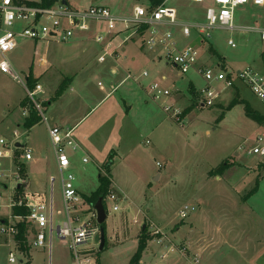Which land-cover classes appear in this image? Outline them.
Masks as SVG:
<instances>
[{"label": "rangeland", "instance_id": "rangeland-1", "mask_svg": "<svg viewBox=\"0 0 264 264\" xmlns=\"http://www.w3.org/2000/svg\"><path fill=\"white\" fill-rule=\"evenodd\" d=\"M68 3L73 10L84 11L91 6H100L118 14L131 13L136 6H150V0H68ZM171 6L178 10L181 22H206L205 5L174 2ZM247 8L248 11H236V26H263L264 5ZM85 37L93 43L92 37L87 35H83L81 40ZM199 39L196 33L190 38L179 37L186 47L195 46ZM142 40L136 38L130 41V45L142 50L147 59L132 74L139 79L140 86L131 81L114 92L89 114L82 127L91 130L96 120L101 119L103 126L100 134L104 132L107 141H115V144L103 145H113L115 149L109 154L113 161V185L119 192L113 190L119 195L120 200L116 202L119 210L114 211L113 204L107 203L106 243L104 249L100 250L99 240L97 262L94 264H130L144 228L150 241L142 264H195V260L201 264L200 254L204 256L202 264H264V170L260 168L264 159L248 155L251 144L248 147L245 143L264 132V126L247 116L246 107L264 115V103L250 88L239 82L244 103H241L243 100L237 95L235 86L224 90L214 107H201V93L207 85L203 77L194 71L179 76L176 69L167 66L164 61L155 71L150 62L152 55L143 49ZM229 41H233L236 47H231ZM57 42L55 39L24 40L8 55L21 79L25 81L31 74L36 85L40 84L46 90L43 97L49 101H55L63 83H69V79L67 81L65 78L60 85L55 86V65L73 53L77 55L81 50L78 46ZM207 47L225 61L227 71L238 72L248 67L259 71V67L264 64V42L256 32L211 31V37L201 45L200 51L204 63L213 67L217 74L220 69L215 66L221 64L220 60L212 50L204 52ZM62 56L65 59H61ZM43 58L47 61V69L42 70L43 74L36 78L31 72L36 68L35 65L42 66ZM145 67L150 74L148 78L142 76ZM162 75L168 78L163 86L173 92L167 104L175 105L177 101L181 108L179 123L174 120L173 113L166 114L159 104L147 96L146 89ZM110 80H102L104 88H98L96 81L89 84L88 92L94 97L87 102L86 112L96 107L93 101L95 97L96 101H100L105 92H110ZM192 89L197 97L192 96ZM219 89H223V85ZM134 93L138 99L129 97ZM26 98L22 84L0 72V140L12 139L15 132L20 135V145L30 149L34 155L33 161L20 160L27 166L30 178H35V186L30 184L27 190L30 193L45 191L49 194L50 185L43 184V179L59 176L56 157L45 122L41 121L33 130L31 138H28L29 131L22 122V103ZM234 101H237V105L228 110ZM29 106L27 104L26 107ZM49 107L46 103L43 106L47 119L50 116ZM17 152L23 155V149ZM69 155L72 157L71 171L77 179L76 186L83 195H92L99 187L102 170H99L98 165L102 166L104 158H83L86 156L71 150ZM84 159L89 162L83 163ZM2 162L6 170L4 172L0 168V197L3 205L0 218H5L12 214L7 206L11 197H23L25 192H16L20 184L14 175L17 173L16 168L10 171L7 168L10 167L9 161ZM223 164H226V169L223 170V182L220 183L215 177ZM22 177L25 179L26 175ZM256 186V193L250 195ZM60 193L58 181V209L62 208ZM182 211L187 213L186 218L181 217ZM12 220L18 222L15 218ZM63 220L64 217L57 218L58 222ZM32 230L29 236L35 235L36 231L34 228ZM90 244L93 245L94 241ZM11 250L18 261L15 264H70L72 261L68 247L56 234L52 249L29 247L27 254H22L17 242L9 246L8 239L0 236V264H11Z\"/></svg>", "mask_w": 264, "mask_h": 264}, {"label": "built area", "instance_id": "built-area-1", "mask_svg": "<svg viewBox=\"0 0 264 264\" xmlns=\"http://www.w3.org/2000/svg\"><path fill=\"white\" fill-rule=\"evenodd\" d=\"M29 2L32 1L0 0V72L22 84L27 98L40 114L41 121L48 125L59 176L51 177L49 196L41 193H27L19 200L11 197L7 206L11 212L15 206H24L29 210L30 214L27 217L30 228L28 231L29 247L52 249L54 234H56L71 253L70 264H94L97 262L95 259L98 254L100 225L95 207L91 206L79 193L76 186L77 179L71 171L72 157L69 155V150L72 152L79 150V145L73 138V130L49 126L43 111L44 88L38 84L34 89H30L27 77L25 81L21 79L8 55L18 48L19 42L24 40L51 41L55 39L56 42L70 44L79 37L87 35L92 37V41L100 50L98 62L104 64L108 61H117L120 48L130 41L140 38L143 39V47L146 51L167 65L173 66L179 76L194 71L203 77L207 85L201 93V107H214L224 90L234 88L239 82L250 88L252 93L264 103V72L256 71L251 67L238 72L227 71L219 65L217 68L220 71L215 74L213 67L202 62L200 48L181 47L173 32V28L180 27L184 37L190 38L193 33H196L206 41L211 37V31L214 29L242 30L243 32L258 33L264 42V26L239 27L235 24L237 10L247 6L262 7L264 0H163L158 7L136 6L128 14H118L107 7L100 6H91L84 11L73 10L69 5L63 3L53 8L43 9L29 6ZM174 2L205 5L206 22L180 23L178 10L171 6ZM228 44L233 48L236 47L233 41H229ZM142 76L148 78L150 74L144 70ZM131 81L140 86L139 79L131 73H127L119 85L111 86V93L116 92L124 83ZM164 81H166V77L149 85L146 89L147 96L159 104L166 114L173 113L174 120L179 123L182 111L174 104H167V100L172 98L173 92L163 86ZM220 85H223L221 90L219 89ZM99 86L102 87L103 83H99ZM19 139L20 135L15 132L12 139L0 140V168L5 172V165L2 161H9L10 167L7 168L10 171H13L14 167L16 168L17 173L14 175L19 180V185L24 186L27 181L20 173L19 164H23L20 160L30 162L33 161L34 156L30 149L18 147ZM245 143L248 147L251 144L248 155L264 159V133L258 134L254 140H247ZM22 149L23 155L21 154L17 159L16 153ZM88 162V159H84V163ZM2 176L4 175L2 174ZM56 181H59L61 186V209H57L55 201ZM1 200L0 197V209L3 207ZM119 200V195L111 190L106 198V205L112 203L113 210L118 211L119 206L116 202ZM58 217H64L63 222H58ZM181 217L186 218L187 213L182 211ZM13 218L11 214L7 218V223L0 224V236L8 239L9 246L16 242V237L19 234L17 224L22 220L16 217L15 219L18 220L16 223L13 222ZM33 228L36 231L35 235L29 236L32 234ZM47 240L48 244H46ZM91 241H94L93 245L90 244ZM9 262L11 264L18 262L12 250L9 253ZM198 263L199 261L195 260V264Z\"/></svg>", "mask_w": 264, "mask_h": 264}, {"label": "crops", "instance_id": "crops-1", "mask_svg": "<svg viewBox=\"0 0 264 264\" xmlns=\"http://www.w3.org/2000/svg\"><path fill=\"white\" fill-rule=\"evenodd\" d=\"M38 2H40V1H38ZM250 7H252V6H250ZM248 9L249 8L245 7L243 9L241 8L240 10L248 11ZM178 17H179V12H178ZM235 18H236V16H235ZM179 22L184 23V22H181L180 20H179ZM259 26H261V25H259ZM173 32L175 34V38L177 39L179 45L181 47H186L179 40L180 35L183 36L182 29L180 27H176V28H173ZM81 38L82 37H79L78 39H76L72 43L68 44V45H75L76 47L78 46L81 49L80 51H78V54L75 55V53H73V55L68 56L67 59H65L62 56L61 59H65V60H61L58 62L59 63L58 65H55V86L60 85L61 82L65 78L67 80L69 79V85H68L66 91L59 97L55 96V101L44 100V97H43V100L45 103H48L47 105L50 106L48 109V110H50V116L48 118L49 126L50 127H57V128H61V129L73 130V138H74L76 144L79 145L78 152L83 154L84 156H86L83 158H87L88 156L89 157L90 156H95V157L101 156L104 158L102 163H101L103 165L106 162V160L108 159V157L110 155L109 153L112 152L113 150H115V149H113V145H110V146L109 145L104 146V145L115 144L114 143L115 141H107L104 138L105 137L104 132H102V135L100 134L101 133L100 130L103 126V120L101 121V119L96 120L94 128L91 130L82 129V127L85 123V120L89 116V114L93 110H95L98 106L103 104V102L107 101L108 98H110L112 96L113 93H111V86L113 84L115 86L119 85V83H121L124 80L127 73L133 74V72L138 70L139 64L142 63L143 61L147 60V59L143 56V54L141 52L142 50L139 51V49H137V47L131 46L130 45L131 43L129 42V43H126L125 45H123L120 48V50L118 51L119 57H118L117 61H115V62L108 61L104 64H101L98 62V56H99V52H100L99 48L94 44V42L92 43L91 41H88L89 39H87L86 37H85L86 39H82V40H81ZM184 38H186V37H184ZM85 41H87L89 43L84 44ZM205 43H206V41L199 39V43L194 44L195 45L194 47L200 48L201 45H204ZM81 45L85 46V47L83 48V47H81ZM61 48L63 49L62 46H61ZM61 48H59V49H61ZM209 50H210V48L207 47L204 52H208ZM201 56H202V62L204 63L202 52H201ZM150 62H152V64L154 65L153 66L154 70L157 71V70H159L160 62H163V61L157 59L156 57H154L152 55ZM41 63H42V66L39 64L35 65L36 68H34L31 72V73H33V75L36 78H39L43 74L42 70L45 71L47 69L46 68L47 67L46 59L43 58ZM167 66H169V65H167ZM217 66H219V65H216L215 67H217ZM146 68L147 67H145V70H147ZM259 71L264 72V64L261 67H259ZM155 75H156V72L153 74V76H155ZM163 77H166V81L163 82V83H166L168 81V78L165 75H162L160 79H157V81L161 80ZM27 78H28V76H27ZM105 78H107L108 81L110 79H112V80H110V82H108V88L110 89V92H105V93L103 92L105 94V96H103V99H101L100 101H96L97 97H95L94 99H96V100H93V101L96 102V107H94L92 110H89L88 112H86L87 102L91 101V99L94 97L91 93L88 92L89 84L96 81L98 88H104L105 83L102 80ZM99 83H103V86L100 87ZM128 83H130V82L124 83L121 87H119V89L117 91L122 89ZM236 86H237L236 87V91H237L236 93H237V95L240 96L241 100H243V101H241V103L242 102L244 103L245 100L242 98L241 90H240L242 88V86H239V84ZM45 92H46V90H45ZM126 95H128V94L126 93ZM182 96H184V95H182ZM129 97L130 98L134 97V99H138L135 93ZM176 100H177V98H176ZM45 103L43 105H45ZM174 106L181 110L180 106L177 104V101L175 102ZM130 108H132V106ZM30 109H31L30 106H29V108L28 107L23 108L24 119L22 122L25 123L26 119L29 117ZM147 109H149V108H147ZM36 126L30 130L27 129L29 131L28 138H31L32 132L36 128ZM47 128H48V125H47ZM29 141H30L29 143L33 144V141H31V140H29ZM29 143H27V144H29ZM52 149H53V147H52ZM55 157H56V155H55ZM33 160H34V158H33ZM83 163H84V160H83ZM56 166H57V160H56ZM98 168H99V170L100 169L102 170V166L98 165ZM57 170H58V166H57ZM25 175H26L25 179L27 181V184L23 186V191L25 192V194H27V193H30L27 190V188H28V186H30V184L34 185L35 178L34 177H33V179L30 178L29 173L27 172V166L26 165H25ZM221 176L220 175L216 176L215 180L222 183L223 179ZM51 177H53V176H49V178L43 179L44 180L43 184H49L50 190H51V184H50ZM54 177L57 178V176H54ZM160 177L161 176H159V178ZM242 179H244V178H242ZM111 180H112L111 190H116L118 192V188L114 187V185H113L112 175H111ZM57 183H58V181H56V185H55V201L57 198V195H56ZM77 189L83 197H89V196L83 195L80 192V189L78 188V186H77ZM233 189L236 190V188H233ZM35 193L45 194L46 196H49V194H50V192H49V194H47L45 191H41V192L36 191L32 194H35ZM60 196H61V193H60ZM243 201H245V200L243 199ZM56 206H57V201H56ZM235 206L237 209H239V206L237 203L235 204ZM246 209H248V208H246ZM7 218H8V216L5 217L4 219H7ZM145 257L146 256H144V259H145ZM200 257H201V264H202L203 263V257H204L203 254H200ZM141 264H142V262H141Z\"/></svg>", "mask_w": 264, "mask_h": 264}, {"label": "trees", "instance_id": "trees-1", "mask_svg": "<svg viewBox=\"0 0 264 264\" xmlns=\"http://www.w3.org/2000/svg\"><path fill=\"white\" fill-rule=\"evenodd\" d=\"M64 2L68 3V0H40V2H29L28 5L32 7H37V8H43V9H49L53 8L59 4H62ZM163 0H150V6L152 8L158 7L161 5ZM210 50H212L210 48ZM212 52L217 56L216 52L212 50ZM217 58L220 60V65L223 69L226 68V63L225 61L218 57ZM68 81V80H67ZM66 83V82H65ZM63 83V85L60 87L58 91L57 97L61 96L67 89L69 83L66 85ZM27 84L30 89H34L36 86V81L33 80L31 74L27 78ZM191 94L193 97H197V94L195 90H191ZM27 104H30V115L26 119L24 123V127L28 130L32 129L36 125H38L41 122V116L40 114L35 110L33 104L31 101L26 98V100L22 103L23 108L27 106ZM48 104V103H46ZM235 105H237V101H234L228 108V110H231ZM246 114L249 118L257 122L259 125L264 126V115L259 114L258 112L254 111L251 109L249 106L246 107ZM223 117V116H222ZM221 117V118H222ZM18 153V152H17ZM16 153V154H17ZM20 156V154L18 153ZM17 161V160H16ZM21 170L20 173L21 175L25 176V165L24 164H19ZM113 166V161H112V156L110 155L108 157V161L102 165V172L99 175V187L98 189L89 197H84L86 201L93 207L96 206L97 202L102 198L105 206V210L107 211V205H106V198L109 195L111 191V185H112V180H111V167ZM226 164H223L219 172L217 173L218 175L223 174V170L226 168ZM260 168L264 170V164H260ZM258 187L256 186L251 192L249 193L250 195H254L257 191ZM23 191V186H21L20 189L17 188V193H22ZM248 198V197H247ZM20 197H16V200H19ZM30 212L29 210L24 207V206H15L12 209V216L14 218L19 217L22 220L17 224V227L19 229V234L16 237V242L18 244L19 250L22 252V254H27L29 253V244H28V231L30 230L28 222H27V217L29 216ZM7 223L8 220L4 218H0V224L2 223ZM104 230L106 229V223L103 225ZM147 231L143 229L142 235L139 238L138 242V248L135 253V255L132 257L130 264H141L143 255L145 251L147 250L148 243L150 241L149 237L146 236ZM26 264H30V262H27Z\"/></svg>", "mask_w": 264, "mask_h": 264}, {"label": "water", "instance_id": "water-1", "mask_svg": "<svg viewBox=\"0 0 264 264\" xmlns=\"http://www.w3.org/2000/svg\"><path fill=\"white\" fill-rule=\"evenodd\" d=\"M63 4L67 5V2H64ZM18 147L21 148L22 146L18 145ZM20 188H21V185L18 186V189H20ZM95 210H96L97 215H98V224L100 225V241H101L100 250H103L105 247V243H106V233H105V230L103 228V225L107 221V213H106L104 202H103L102 198L97 202V204L95 206Z\"/></svg>", "mask_w": 264, "mask_h": 264}]
</instances>
